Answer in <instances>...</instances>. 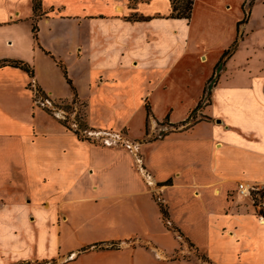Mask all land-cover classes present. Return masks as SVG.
I'll list each match as a JSON object with an SVG mask.
<instances>
[{"label": "crops", "instance_id": "1", "mask_svg": "<svg viewBox=\"0 0 264 264\" xmlns=\"http://www.w3.org/2000/svg\"><path fill=\"white\" fill-rule=\"evenodd\" d=\"M105 2L41 0L36 13L34 0H0V63L30 67L0 66V264H264V217L238 190L264 187V68L214 81L194 123L176 127L172 112L165 124L168 110H156L189 50L190 21L169 16L170 0ZM45 97L86 103L91 140ZM144 108L151 125L130 138ZM95 188L89 198L120 207L92 239L94 229L67 225L66 206ZM144 195L154 213L138 205ZM128 200L138 201L126 217ZM170 231L176 240H160ZM177 246L206 261L175 258Z\"/></svg>", "mask_w": 264, "mask_h": 264}, {"label": "rangeland", "instance_id": "2", "mask_svg": "<svg viewBox=\"0 0 264 264\" xmlns=\"http://www.w3.org/2000/svg\"><path fill=\"white\" fill-rule=\"evenodd\" d=\"M99 2L106 3L105 0H95V4ZM159 4L164 5L163 0H159ZM189 21L191 26L189 50L169 78L168 87L164 91L165 93H162L161 100L163 103L156 110L158 114L168 110L166 114L168 116L173 112L171 119L175 121L173 124H176V127L185 125L182 124L184 121L182 118L185 116L188 122L192 124L200 114H203L207 107L202 101L205 100L206 89L214 81L219 83L221 78L222 82L226 77L238 72L247 74L248 71H251L248 67L252 70L264 68V0H195ZM251 72L253 73V71ZM65 103L70 104L71 102L65 101ZM81 105L82 103H77L70 112L65 108L61 100H56L48 108L60 117L69 116L72 119L79 110L83 116L87 115V107ZM145 109L136 114L130 125L126 127L125 132H128L130 138L139 137L146 127H150L151 118L146 119ZM189 110L191 111L189 112ZM159 120L170 121V116L169 119ZM96 140L98 143H103L95 144L97 147L108 148L109 146L104 145V143L115 145L126 143L125 135L122 138L105 136ZM96 177L98 178V174ZM97 189L90 190L88 193L71 194V196L81 197L82 199L66 206L68 209L74 208L72 213L75 222L73 225L69 222L67 225L70 227H82L85 230L94 229L97 235L92 237V239L104 237L105 234L103 232L109 228L104 222V217H109V211L113 214L120 207L112 208V205L108 204V200L91 199L93 196L102 194V188L99 191ZM148 199L147 195L142 196L140 200L144 202L140 203L137 200L138 205L149 213H154V209ZM137 201L128 200V203L121 207L126 217L130 215V208H133ZM148 203L150 206L144 207ZM107 206H109L108 209ZM126 221L130 223L129 219ZM163 221L166 227L170 228L166 224L165 217ZM128 223L125 225H128ZM129 227L136 229L133 224H129ZM159 238L164 242L170 239L172 241L176 240V236L171 231L168 234L161 235ZM180 244H183V242H180ZM186 245L189 247L188 244ZM101 246L103 247L104 245L98 243L95 249H99ZM92 248L86 247V249ZM182 248V246L176 247L175 258L190 260L197 256L201 260L206 261V255L203 251L191 249L192 253L188 250L183 252ZM53 263L56 264V262Z\"/></svg>", "mask_w": 264, "mask_h": 264}, {"label": "trees", "instance_id": "3", "mask_svg": "<svg viewBox=\"0 0 264 264\" xmlns=\"http://www.w3.org/2000/svg\"><path fill=\"white\" fill-rule=\"evenodd\" d=\"M170 2H171V6H172V11H171L169 16L171 18H180V19L184 18V19L190 20V18L192 16L193 8H194L195 0H170ZM40 6H41V0H34V10L36 13L41 9ZM34 33H35V37H37L35 25H34ZM225 54H227V53H225ZM5 65L21 67L27 71H30V67L25 62L20 61V60H5V61L0 63V66H5ZM61 101L64 103L65 108H67L68 111H70V112L73 110V107H75V105L77 103H82V105H84V107H86V103L80 102L76 97L72 101H70L71 102L70 104L65 103V101H67V100H61ZM46 110H48L49 112L52 113V110L50 108H46ZM147 110L149 112L148 107H147ZM80 112L81 111L79 110L75 114V117H73L72 119H71V117L67 116L65 119H60V121L69 130L76 133L80 138L86 139V140H91L90 137H87L85 134L91 128L89 123H88V120H87V115L83 116L82 114H80ZM187 121H188V119L183 121L182 124L186 123ZM163 123H166V121ZM74 124H76V125H74ZM159 204H160L161 211H162L164 217L167 218L168 212H167L166 208L164 207L162 202H159Z\"/></svg>", "mask_w": 264, "mask_h": 264}, {"label": "built area", "instance_id": "4", "mask_svg": "<svg viewBox=\"0 0 264 264\" xmlns=\"http://www.w3.org/2000/svg\"><path fill=\"white\" fill-rule=\"evenodd\" d=\"M39 102L41 103V105H43L47 108L50 107L49 105L54 104L53 101H48V99L46 97L41 99ZM52 112H53V110H52ZM58 117L60 119L66 118V116L65 117L64 116L63 117L58 116ZM74 125H76V124H74ZM88 132H90V130H88L85 134H88ZM238 190L244 196H247V197H250L253 199L255 206L257 208V211L259 212V216L261 218H263L264 217V214H263L264 213V187L257 185V184H254V183H249L247 181H241V182H239Z\"/></svg>", "mask_w": 264, "mask_h": 264}]
</instances>
